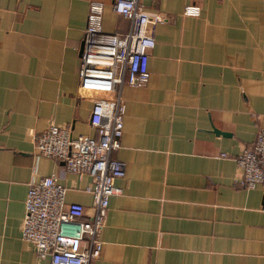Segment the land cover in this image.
I'll use <instances>...</instances> for the list:
<instances>
[{
    "label": "crops",
    "instance_id": "obj_1",
    "mask_svg": "<svg viewBox=\"0 0 264 264\" xmlns=\"http://www.w3.org/2000/svg\"><path fill=\"white\" fill-rule=\"evenodd\" d=\"M92 0H0V264H49L22 239L28 184L59 172L35 135L55 123L95 136V97L78 89L77 64ZM103 3L102 29L130 21ZM143 3L153 28L148 84L124 85L125 162L109 198L102 250L91 264H264V186L246 189L236 158L264 119V0ZM65 200L87 211L89 176L66 173Z\"/></svg>",
    "mask_w": 264,
    "mask_h": 264
},
{
    "label": "built area",
    "instance_id": "obj_2",
    "mask_svg": "<svg viewBox=\"0 0 264 264\" xmlns=\"http://www.w3.org/2000/svg\"><path fill=\"white\" fill-rule=\"evenodd\" d=\"M145 1L156 4L159 0ZM200 1L188 0L183 14L198 16ZM103 9L101 1L88 4L77 64L78 89L107 95L92 101L89 123L95 136L72 137L68 127L51 123L34 137L37 155L61 160L64 165L59 172L31 181L24 200L21 237L32 243L38 257H48L49 264H91L100 255L99 233L105 225L109 198L122 193L116 180L125 175V162L111 155L120 147L123 132L120 91L124 85L148 84L153 28L167 19L158 11L149 12L143 0H113V11L131 26L123 33L106 32L102 29ZM236 162L240 186H264V119L253 143L241 150ZM66 173L89 176L85 186L92 198L89 211L80 203L66 202V187L59 182Z\"/></svg>",
    "mask_w": 264,
    "mask_h": 264
}]
</instances>
